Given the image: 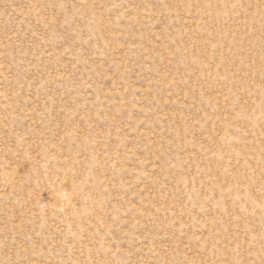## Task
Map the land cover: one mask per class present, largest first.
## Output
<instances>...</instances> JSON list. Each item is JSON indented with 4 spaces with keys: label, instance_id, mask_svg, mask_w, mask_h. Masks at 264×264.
<instances>
[{
    "label": "rangeland",
    "instance_id": "1",
    "mask_svg": "<svg viewBox=\"0 0 264 264\" xmlns=\"http://www.w3.org/2000/svg\"><path fill=\"white\" fill-rule=\"evenodd\" d=\"M0 264H264V0H0Z\"/></svg>",
    "mask_w": 264,
    "mask_h": 264
}]
</instances>
